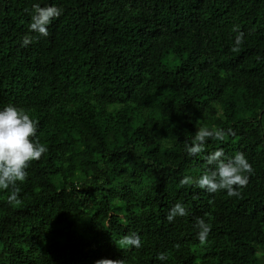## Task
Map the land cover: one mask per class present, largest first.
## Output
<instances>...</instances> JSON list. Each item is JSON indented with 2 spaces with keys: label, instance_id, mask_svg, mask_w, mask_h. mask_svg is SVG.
<instances>
[{
  "label": "trees",
  "instance_id": "trees-1",
  "mask_svg": "<svg viewBox=\"0 0 264 264\" xmlns=\"http://www.w3.org/2000/svg\"><path fill=\"white\" fill-rule=\"evenodd\" d=\"M35 3L62 9L47 37L29 31ZM9 104L47 151L19 203L0 190V264H264V0H0ZM200 127L227 135L189 156ZM218 149L252 164L241 196L181 187ZM177 202L188 215L169 222ZM133 232L142 247L115 245Z\"/></svg>",
  "mask_w": 264,
  "mask_h": 264
},
{
  "label": "clouds",
  "instance_id": "clouds-1",
  "mask_svg": "<svg viewBox=\"0 0 264 264\" xmlns=\"http://www.w3.org/2000/svg\"><path fill=\"white\" fill-rule=\"evenodd\" d=\"M27 11V9L25 10ZM32 16L29 24V31L38 33L39 36H49L48 26L53 20L62 15V9L49 5L42 7L39 3L32 5ZM233 31L237 33L235 37V46L233 52L240 50V45L244 41V33L235 26ZM33 37L25 35L22 38V47H26L33 42ZM38 121H35L30 115L21 108L9 104L0 110V190H9L10 195L7 202L11 205L19 203L20 188L18 182L23 183L28 177L27 169L31 162L39 161L42 155L47 151L46 146L38 140L34 141L37 133ZM227 133L219 128L209 129L200 127L197 129L190 145L185 144V150L189 156H196L202 153L205 148V142L209 139L223 141ZM206 167L204 173L198 178L186 175L180 180L181 187L195 186L206 190L208 193L227 192L229 197H240L242 189L247 186L249 176L253 174L252 164L246 159L242 152L236 153L233 157L225 156L223 149L215 150L205 157ZM186 207L177 202L171 208L166 219L172 222L175 217L187 216ZM196 227L198 239L201 244L207 241L211 231V225L204 219L197 218ZM122 249L142 247L140 236L133 232L123 236L114 242ZM178 247V245H177ZM157 259L166 260L167 254L161 253ZM96 264H125L124 260L101 259Z\"/></svg>",
  "mask_w": 264,
  "mask_h": 264
}]
</instances>
